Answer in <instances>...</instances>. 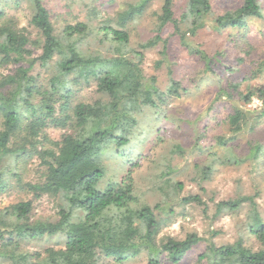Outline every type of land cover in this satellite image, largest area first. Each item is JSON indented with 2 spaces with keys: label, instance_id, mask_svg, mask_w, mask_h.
Segmentation results:
<instances>
[{
  "label": "trees",
  "instance_id": "16d2710c",
  "mask_svg": "<svg viewBox=\"0 0 264 264\" xmlns=\"http://www.w3.org/2000/svg\"><path fill=\"white\" fill-rule=\"evenodd\" d=\"M146 2L127 3L96 25L76 21L57 30L44 0H0V192L10 186L12 177L19 189L31 195L0 207L1 262L104 264L103 259L111 258L113 264H123L129 257L146 252L147 264H160L161 260L181 264L203 240L195 231L182 239L159 236L172 209L163 203L165 196L150 203L147 192L166 194V198L179 196L182 183L176 176L190 165L170 160L186 158L191 147L205 153L206 158L202 163L194 162L192 168L200 173L201 181L210 179L215 162L226 160L205 148L201 140L209 135L212 142L226 146L245 126L253 130L260 124L264 118V53L246 78L222 85L223 77L216 75L218 89L207 116L196 114L194 126L188 121L192 143L185 146L177 136L153 167L147 168V186L142 192L134 176L141 159L131 157L134 144L148 140L155 128L153 121L165 126L174 102L189 90L179 80L170 79L161 87L155 75L146 76L142 68L145 52L160 46L159 66L167 55L169 39L175 37L203 63L205 73L213 72L212 57L188 41V33L195 35L207 23L217 31H241L250 20L264 18V0H241L234 9L213 18L212 0H185L179 15L174 0H160L152 35L133 42L127 25L142 14ZM23 3L30 9L28 22L34 34L20 27L4 9ZM36 64L49 70L42 82L33 72ZM90 84L95 85V96L75 101L76 90ZM253 98L261 102L260 109L248 106ZM220 103L228 109L223 122L229 136L207 131L208 119ZM50 127L63 130L59 139H50L46 131ZM158 137L156 134L154 140ZM263 149L264 144L256 141L244 155L257 174ZM109 154L125 168L119 178L105 181L104 157ZM228 156L238 159L232 150ZM25 158H36L41 165L34 180L24 181L15 168ZM258 186L255 179V189ZM42 195L61 198L57 218L33 216V202ZM257 195L256 190L253 195L216 203V215L237 212L245 203L247 219L233 242L209 243L197 260H205L203 264H264V221L255 202ZM182 201L202 203L198 194H189ZM55 236L63 237V246L27 247Z\"/></svg>",
  "mask_w": 264,
  "mask_h": 264
},
{
  "label": "rangeland",
  "instance_id": "374dc122",
  "mask_svg": "<svg viewBox=\"0 0 264 264\" xmlns=\"http://www.w3.org/2000/svg\"><path fill=\"white\" fill-rule=\"evenodd\" d=\"M136 1L138 0H44V3L58 30L63 24L74 23L76 21H85L96 25L107 16L113 17L127 3H134ZM240 2L241 0H212L211 17L213 18L225 10L234 9ZM160 4V0H147L142 14L136 20L128 23L127 30L133 42L145 40L152 35V24L155 19V13L159 11ZM184 5L185 0H174L176 15H179ZM4 9L6 14L14 17L20 27H26L34 34V30L31 29L28 22L30 9L25 3L20 6H6ZM94 10H97L98 13L95 14ZM168 32L170 33V30ZM240 32L243 35H240ZM187 36L188 41L198 45L212 57L215 69L213 72L210 70L209 74L205 73L203 63L197 56L187 52L175 37L169 39L166 51L167 55L159 66L156 65V60L160 57L158 53L160 46L148 49L145 52L142 68L146 76L155 75L161 87H164L170 79L179 80L189 90L180 101L174 102L172 110H169L170 116L165 126H158L153 121V127L155 128L148 136V140L134 144L131 157L133 160L139 156L141 158L134 176L142 192H144L142 189L147 186L145 178L147 168L153 167V163L159 158L160 154H163L162 152H167L168 145L172 144L177 136L180 137L185 146H189L192 143L194 135L188 128V121L194 126L192 119L196 114L202 113L203 116H207L208 112L206 110L210 107V102L218 89L216 84L218 82H215L216 75L221 74L223 77L222 85H227L230 80L241 79L247 75L249 70H252L255 63L263 56L264 18H254L241 31L236 29L235 31L230 30V32L217 31L211 24L207 23L195 35L188 33ZM33 72L34 74H38L39 80L42 82V78L49 73V70L36 64ZM246 77L248 76L243 78ZM249 84H253V81H250ZM94 87V84L80 87L75 92V101L93 98L95 96ZM222 104H218L215 113H212L211 119H208L207 131L210 135L220 132H226L228 136L231 135L228 127L223 122L228 109ZM248 106L260 109L261 102L253 98ZM46 131L52 140L59 139L63 132L62 129L54 127L47 128ZM156 134L159 137L154 140ZM211 140V136L208 135L201 140V143L205 145V148L209 147L211 151H216L218 156L226 160V162H215L210 179L201 181L198 178L200 173L192 168L194 162L202 163L206 158L205 153H200L199 150L191 147L187 149L188 155L186 158L181 161L175 158L170 160L173 164L185 163L190 165L185 173L176 176V179L182 183L179 196L166 198V194L147 192L148 197L146 198L150 203H154L157 198L160 200L162 196H165L167 202L162 200L164 201L163 203H169L168 206L172 209L167 220L168 223L162 228L159 236L169 235L182 239L188 232L195 231L203 238L202 241L193 247L181 264H203L205 260L199 261L197 257L206 250V246L209 243L219 246L231 243L238 237L243 223L246 222V210L248 208L244 203L243 208L237 212L224 211L216 215L215 205L217 202L244 195H253L257 190L258 195L255 196V202L264 221V149L261 152L259 174H257L258 172H254L253 167L250 166L249 159L244 158L249 144L253 145L256 141L264 144V118L253 130L245 126L234 138L232 137L228 140L227 145H232L229 148H226L227 145L222 146ZM231 150L238 159L230 160L228 153ZM104 163L106 165L105 181L111 178H119L125 168V164L118 162L113 154L106 155ZM15 168L22 174L23 180L26 181L34 180L39 176L41 165L36 158H25L18 161ZM140 173H142L141 176ZM255 179L259 182L257 189L254 187ZM9 182L10 186L0 192V207L31 197L30 194H27L15 185L12 177L9 179ZM189 194H198L202 203L200 204L195 201L183 202L182 198ZM60 203L61 198L58 195H42L33 202V216L35 218H49L53 220L57 218ZM249 241L254 243L252 237L249 238ZM46 246H63V237L43 238L38 242L29 244L27 247L32 250H41ZM147 257L148 254L142 252L129 257L123 264H147ZM102 262L104 264H113L111 258L103 259ZM0 264L5 263L0 261ZM160 264L172 263H169L167 260H161Z\"/></svg>",
  "mask_w": 264,
  "mask_h": 264
}]
</instances>
